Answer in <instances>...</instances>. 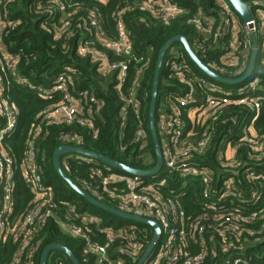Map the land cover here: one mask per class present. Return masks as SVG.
Segmentation results:
<instances>
[{"label":"trees","instance_id":"16d2710c","mask_svg":"<svg viewBox=\"0 0 264 264\" xmlns=\"http://www.w3.org/2000/svg\"><path fill=\"white\" fill-rule=\"evenodd\" d=\"M145 1L0 0L1 19L8 25L2 39L8 52L18 58L17 75L25 81V86H14L3 93V96L18 109L16 131L6 135L2 140L14 160L12 190L19 191L14 201L15 211L19 213L24 211L30 198L20 175V165L29 143H33L36 150L35 163L40 170L43 184L54 193V202L73 207L74 214L66 217V207L59 205L60 221L78 225L90 241L98 242L99 245H105L107 240L104 235L99 234L98 229L111 227L115 231L123 230L126 235L138 234L144 238V251L153 238V228L144 223L118 218L88 203L85 198L75 193L56 172L53 164L54 151L68 143L64 136L69 134L80 139L79 145L85 151L99 154L136 170H149L154 167L156 160L149 129V104L157 58L164 44L175 36L184 37L204 66L230 80L244 75L251 55L249 49L244 71L238 77L230 78L228 72L219 71L221 51L216 48L219 42L212 37H205L190 21L201 12L200 16L212 17L215 20V29L221 17L216 0H168L182 12L167 22L157 19L151 11L144 9ZM243 1L251 3L250 12L255 21L254 10L260 4V0ZM261 8L264 9V5ZM232 11L243 25L239 15L233 9ZM118 20L123 24L129 39V54L117 55L99 43V38L108 42H118ZM55 23L60 30L61 36L58 38L54 36ZM70 32L71 36H67ZM239 39L244 42L243 32L240 33ZM255 40L257 56L253 73L244 81L231 84L229 90L242 92L249 82L257 80L254 92L250 93L262 94L258 118L251 124L254 112L241 105L225 108L217 121L213 122L212 118H208L204 126L223 123L217 136L213 137L215 142H211L206 156L198 159L204 161V168H211L215 163L214 149L217 141L219 139L231 143L238 141L241 145L237 152V159L240 162L237 171L239 175L233 185L237 190L231 191L246 200L255 195L259 201L251 204L241 203L237 197L226 198L225 202L217 206L221 207V210L215 211L210 198L201 199L204 193V180L199 177L169 175L161 169L158 174L143 179L145 184H151L155 180L163 182L153 186L154 190H159L164 198H173L177 202V208L186 213L183 226L180 221L169 218L172 225L170 228H174L171 245L180 248L187 256L201 252L206 256L203 264H264V64L260 62L261 36L258 33L255 34ZM80 41L84 45L81 48ZM84 47L105 53L110 62L127 64V76L121 86L126 97L130 95V88L135 86L137 70L143 67L135 93L136 99L140 101L138 109L121 98L120 90L116 88V75L114 73L101 75ZM170 48L177 50L178 59L194 71L190 73L192 78L203 75L189 58L182 44L174 43ZM168 52L169 50L164 56L159 75L154 115L156 132L161 114L160 107L164 104L166 93L171 90L182 91L188 85L186 82H176L170 77L167 66ZM60 75L66 79L70 78L68 83L70 91L74 86L78 92H85L79 96L82 106L85 100L87 104L89 103L90 94L99 101L98 110L94 106L91 108L92 120H87L88 124L82 125L79 122L85 119L82 113L79 114L78 120L71 124L53 125L42 121V111L57 104L60 96L56 93L51 98H39L36 95L37 88L51 87ZM247 92H243L242 95L248 96ZM76 96L75 94L74 97ZM139 125L146 132L147 143L143 150L139 149V144L135 140ZM36 126H40L41 133L33 137L32 131ZM249 128L253 131L251 142L245 141V133ZM196 137L200 138L201 133ZM60 167L67 178L88 196L117 211L122 210L118 197L125 193L126 188L120 181L115 182L111 175L127 177L128 173L118 169L108 171L103 163L96 161L87 164L74 156L61 157ZM213 180L216 186L217 179ZM230 203L234 204L228 205ZM85 215L92 219L91 223L81 222ZM181 234L185 236L186 241L182 239ZM167 238L168 235L162 232L152 255L159 245H167L169 239ZM35 240L39 243L35 264H40L42 251L50 244L65 246L79 264L97 262V256L93 252H85L86 240L73 237L68 231L62 230L55 219L45 223ZM12 245V242L6 246L0 245V264L9 263ZM121 245L123 248L127 243L118 238L108 246L107 254L113 261L110 264H137L140 256L134 258L125 251H119ZM49 256H53L51 260L56 259L59 264H71L60 251H52Z\"/></svg>","mask_w":264,"mask_h":264},{"label":"built area","instance_id":"2783aa9c","mask_svg":"<svg viewBox=\"0 0 264 264\" xmlns=\"http://www.w3.org/2000/svg\"><path fill=\"white\" fill-rule=\"evenodd\" d=\"M216 3L219 6L221 17L220 23L215 29V20L212 17L200 16L201 12L190 21L196 25L198 31L204 34L205 37H212L219 42L216 45V48L221 51L219 71L221 73L228 72L227 74L230 78H236L244 71L246 56L249 49L251 54L253 40L256 43V33L261 36L259 53L261 54L260 62L264 64V9L261 8L264 5V0H260V4L254 10L255 21L252 20L254 25L252 30L246 24L243 23L242 25L239 22L227 0H216ZM144 9L151 11L157 19L164 22L173 20L182 12L179 7L171 5L168 0H146ZM1 18L0 15V118L2 119L0 124V245L6 246L11 242L13 243L12 255L8 264H35V254L39 246V243L35 240L36 235L41 231L45 223L51 219L57 220L59 227L68 231L73 237H80L86 240L87 250L85 252L91 251L97 256L95 264H110V262H113L108 257L107 249L118 238L125 240L127 243L125 247L123 245V248L121 245L119 251H125L134 258L141 257L145 252L144 238L139 237L138 234L137 236L133 233L126 235L122 232L123 230L115 231L111 227L98 229L99 234L104 235L107 240L105 245H99L98 242L90 241L78 225L65 224L60 221L58 215L59 205L66 207V217L74 214V212L72 213L73 207L65 203L54 202V193L43 184L39 173L40 170L35 163L36 150L33 143H29L20 165V175L28 189L30 198L24 211L20 213L15 211L14 201L19 191L12 190L14 186V160L3 145L2 140L6 135H11L16 131L18 109L15 104L9 102L8 98L3 96V93L14 86H25V81L17 75L18 58L8 52L3 42L2 35L8 25ZM118 21V42H108L99 38V43L117 55L129 54V39L123 24L120 20ZM54 28H56L54 36L56 38L60 37V30L56 27V23ZM241 32L244 33V42L239 39ZM67 36H71V32ZM83 46V42L80 41L79 47ZM85 49L91 55L92 61L99 68L101 75H111L113 73L116 75V88L120 90L121 98L127 104H131L135 109H138L140 101L136 99L135 93L143 67L137 70L135 86L130 88V95L126 97L121 90V86L127 76V64L124 62H110L105 53L90 47ZM168 50L167 66L171 74L170 77L176 82H186L188 85L182 91L180 89L168 91L164 96V104H161L160 107L159 113L161 114L157 121V136L162 153V169L169 175L178 174L180 176L203 179L204 193L201 199L210 198L214 204L215 211L221 210V207L217 208V206L221 202H225L226 198L233 199L237 197L241 203H256L259 199L255 195L246 200L241 195L238 196V194L231 191L237 190L233 188V185L236 181L235 178L239 175L237 171L240 162L237 159V152L241 145L238 141L231 143L224 139H219L214 149L215 163L211 168H204V161L198 158L206 156L211 142H215L213 137L217 136L219 127L223 123L217 122L215 125L204 126L208 118H212L213 122L217 121L225 108L229 106L234 108L241 105L254 112L250 123L253 124L255 122L259 115L258 112L262 100L260 95L262 94L250 92H254L257 80L249 82L246 88L238 93L236 90H229L231 84H216L219 82L206 76L196 65V68L203 75L192 78L190 73L194 71L178 59L179 52L174 48H169ZM222 77L224 78V76ZM68 83H70V78L66 79L63 75H60L54 80L51 87L44 88L39 86L37 88L36 95L39 98H51L56 93L60 96V101L57 104L42 111V121L53 125L71 124L78 120V116L81 113L85 118L79 120L82 125L88 124L87 120H92L91 108L94 106L98 110L100 108L99 101L90 94L89 103L87 104V100H85L83 102L84 106H82L79 96L85 94V92H78L74 86L71 87L70 91ZM245 91H248V96L242 95ZM75 94L77 95L76 97H74ZM40 133V126H36L32 131L33 137ZM199 133H201V137L197 138L196 136ZM193 137L195 138L193 139ZM252 137L253 131L252 128H249L248 132L245 133V141L251 142ZM64 140L68 142L66 144L68 146L81 148L79 138L67 134L64 136ZM135 140L138 142L140 150L146 147V132L141 125L138 126ZM76 158L80 162L87 164L96 162L82 155ZM106 169L108 171L111 170L108 166H106ZM250 175L252 176L253 174ZM111 176L115 182L120 181L126 188L124 190L125 193L118 197L120 208L122 209L120 212L153 220L159 225L160 235L162 232L168 235L167 245H159L153 255L152 249L142 264L204 263L206 256L201 252L193 256H187L180 251V248H174L171 245L174 228H170L172 225L169 222V218H173L174 221H180L181 226H183L186 213L177 208V202L173 198H164L159 190H154L153 186L163 184V182L155 180L151 184H145L144 178L135 175H128L127 177ZM214 178L217 179L216 186ZM219 180L221 181L220 183ZM217 190L222 191L218 192ZM233 204L230 203L228 205ZM81 222L89 224L92 219L85 215ZM181 236L186 241L185 236L183 234ZM126 239H130V241H126ZM121 244L124 243L121 242ZM52 257L48 256L50 262H47V264H59L56 259L51 260Z\"/></svg>","mask_w":264,"mask_h":264},{"label":"water","instance_id":"95a60500","mask_svg":"<svg viewBox=\"0 0 264 264\" xmlns=\"http://www.w3.org/2000/svg\"><path fill=\"white\" fill-rule=\"evenodd\" d=\"M227 1L229 2L231 7L233 8V10L242 19L243 23L246 24L250 30H252L254 28V25L252 22L253 19H252V15L250 12L251 3L244 2L243 0H227ZM174 43L182 44V46L185 49L186 53L188 54L189 58L193 61V63L197 66V68L202 73H204L209 78H211V79H213V80H215L221 84H224V85H230L233 83H239L241 81H244L245 79H247L251 75V73L253 72L254 67H255L256 43L254 40L252 43V51H251L249 64H248V68H247L246 72L240 78L235 79V80H230V79L223 78L222 76L216 74L214 71H212L209 68H207L206 66H204L200 62L198 57L194 54V52L190 48V45L188 44L186 39L182 36H175V37L171 38L170 40H168L164 44V46L161 48V50L158 54V58H157L156 66H155V71H154L152 90H151V100H150V104H149V129H150L151 137L153 140L155 157H156L155 165L153 168H151L149 170H145V171L136 170V169L130 168L124 164H121L119 162H116L114 160H110V159H108L104 156H101L99 154L91 153V152L85 151L82 148H77V147L68 146V145L60 146L53 153V164H54L56 172L59 174V176L65 181V183L75 193H77L78 195L85 198V200L88 203L94 205L95 207H97V208H99L105 212L113 214V215L117 216L118 218L144 223V224L149 225L153 228V230H154L153 238H152L147 250L144 252L143 256L139 259L137 264H142L143 261L149 255V253L152 251L153 247L155 246V244L159 238V235H160L159 225L153 220H149L146 218L137 217V216H133V215H129V214L117 211L111 207H108V206L100 203L96 199L88 196L86 193H84L82 190H80L75 184H73L67 178V176L64 174V172L62 171V169L60 167V158L63 157L64 155H68V154L82 155V156L91 158L97 162L103 163L104 165L110 167L111 169H118V170H121V171L128 173L129 175H135V176H138L140 178L153 176V175H156L160 172V170L162 169L163 160H162V153H161L160 144L158 141V136H157V132H156V128H155L154 115H155V106H156L158 90H159V75H160L161 65H162V62H163V59H164V56H165L167 50ZM52 251H60V252L65 254V256L70 260L71 264H79L78 261L76 260V258L74 257V255L65 246L59 245V244H50L44 248V250L42 251V254H41V258H40V264H47L48 256Z\"/></svg>","mask_w":264,"mask_h":264},{"label":"rangeland","instance_id":"374dc122","mask_svg":"<svg viewBox=\"0 0 264 264\" xmlns=\"http://www.w3.org/2000/svg\"><path fill=\"white\" fill-rule=\"evenodd\" d=\"M65 157L66 156H74V157H81V155H74V154H68V155H64Z\"/></svg>","mask_w":264,"mask_h":264},{"label":"bare ground","instance_id":"6f19581e","mask_svg":"<svg viewBox=\"0 0 264 264\" xmlns=\"http://www.w3.org/2000/svg\"><path fill=\"white\" fill-rule=\"evenodd\" d=\"M162 234V233H161Z\"/></svg>","mask_w":264,"mask_h":264}]
</instances>
